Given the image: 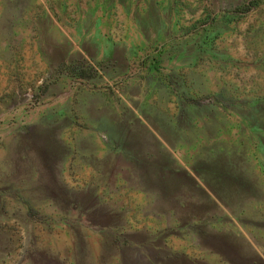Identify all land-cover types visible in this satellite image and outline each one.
Wrapping results in <instances>:
<instances>
[{"label": "rangeland", "instance_id": "1", "mask_svg": "<svg viewBox=\"0 0 264 264\" xmlns=\"http://www.w3.org/2000/svg\"><path fill=\"white\" fill-rule=\"evenodd\" d=\"M0 264H264V0H0Z\"/></svg>", "mask_w": 264, "mask_h": 264}]
</instances>
